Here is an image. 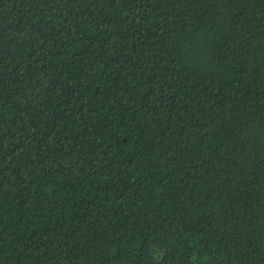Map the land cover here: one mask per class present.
Masks as SVG:
<instances>
[{"label":"trees","instance_id":"16d2710c","mask_svg":"<svg viewBox=\"0 0 264 264\" xmlns=\"http://www.w3.org/2000/svg\"><path fill=\"white\" fill-rule=\"evenodd\" d=\"M0 264H264V0H0Z\"/></svg>","mask_w":264,"mask_h":264}]
</instances>
